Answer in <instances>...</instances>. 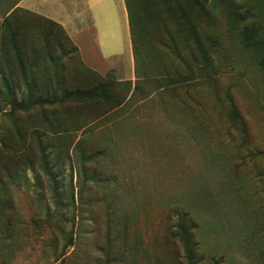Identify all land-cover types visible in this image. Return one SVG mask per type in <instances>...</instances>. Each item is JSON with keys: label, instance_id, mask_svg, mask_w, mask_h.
<instances>
[{"label": "rangeland", "instance_id": "374dc122", "mask_svg": "<svg viewBox=\"0 0 264 264\" xmlns=\"http://www.w3.org/2000/svg\"><path fill=\"white\" fill-rule=\"evenodd\" d=\"M16 1L0 264H264V0H124L129 40L106 61Z\"/></svg>", "mask_w": 264, "mask_h": 264}, {"label": "crops", "instance_id": "0c3cea01", "mask_svg": "<svg viewBox=\"0 0 264 264\" xmlns=\"http://www.w3.org/2000/svg\"><path fill=\"white\" fill-rule=\"evenodd\" d=\"M17 7L47 16L89 36L90 52L98 61L109 60L117 54L123 39L129 40L124 0H17L14 9Z\"/></svg>", "mask_w": 264, "mask_h": 264}, {"label": "trees", "instance_id": "16d2710c", "mask_svg": "<svg viewBox=\"0 0 264 264\" xmlns=\"http://www.w3.org/2000/svg\"><path fill=\"white\" fill-rule=\"evenodd\" d=\"M188 2V7L189 8H194L196 6H200V3L198 2V0H187ZM181 25L184 26V25H188L190 26V22L187 20V16L186 15H182L181 16ZM190 28V27H189ZM246 36H247V39L249 40V36H250V32H249V29L247 28L246 29Z\"/></svg>", "mask_w": 264, "mask_h": 264}]
</instances>
